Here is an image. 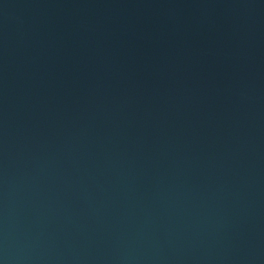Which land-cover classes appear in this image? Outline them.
Segmentation results:
<instances>
[{
    "label": "water",
    "instance_id": "1",
    "mask_svg": "<svg viewBox=\"0 0 264 264\" xmlns=\"http://www.w3.org/2000/svg\"><path fill=\"white\" fill-rule=\"evenodd\" d=\"M0 264H264V0H0Z\"/></svg>",
    "mask_w": 264,
    "mask_h": 264
}]
</instances>
